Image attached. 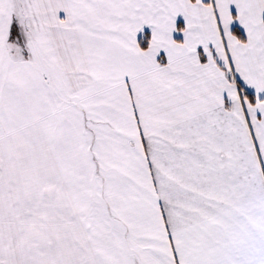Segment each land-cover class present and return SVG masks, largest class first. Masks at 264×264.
<instances>
[{"label":"snow or ice","instance_id":"snow-or-ice-1","mask_svg":"<svg viewBox=\"0 0 264 264\" xmlns=\"http://www.w3.org/2000/svg\"><path fill=\"white\" fill-rule=\"evenodd\" d=\"M0 264H264V0H0Z\"/></svg>","mask_w":264,"mask_h":264}]
</instances>
